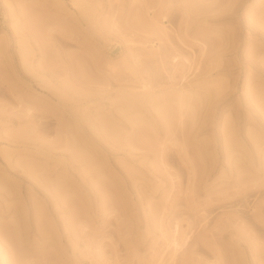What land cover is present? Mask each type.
Masks as SVG:
<instances>
[{"label": "rangeland", "instance_id": "374dc122", "mask_svg": "<svg viewBox=\"0 0 264 264\" xmlns=\"http://www.w3.org/2000/svg\"><path fill=\"white\" fill-rule=\"evenodd\" d=\"M0 264H264V0H0Z\"/></svg>", "mask_w": 264, "mask_h": 264}, {"label": "bare ground", "instance_id": "6f19581e", "mask_svg": "<svg viewBox=\"0 0 264 264\" xmlns=\"http://www.w3.org/2000/svg\"><path fill=\"white\" fill-rule=\"evenodd\" d=\"M187 60H188V59H187ZM175 243H176V245H179V242L176 241Z\"/></svg>", "mask_w": 264, "mask_h": 264}]
</instances>
